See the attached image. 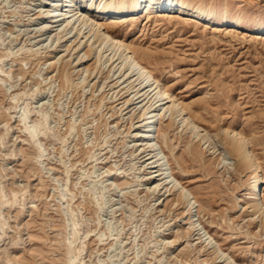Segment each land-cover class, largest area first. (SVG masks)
<instances>
[{
	"label": "rangeland",
	"instance_id": "374dc122",
	"mask_svg": "<svg viewBox=\"0 0 264 264\" xmlns=\"http://www.w3.org/2000/svg\"><path fill=\"white\" fill-rule=\"evenodd\" d=\"M46 1L0 0V264H226L205 250L206 231L236 262L264 264V217L242 208L251 173L217 150L241 132L264 177V0H172L201 17L138 6L109 28L212 136L207 146L166 119L157 131L164 171L204 208L190 215L169 173L157 181L144 161L141 104L117 105L129 86L117 91L91 56L75 66L73 33L43 28Z\"/></svg>",
	"mask_w": 264,
	"mask_h": 264
},
{
	"label": "bare ground",
	"instance_id": "6f19581e",
	"mask_svg": "<svg viewBox=\"0 0 264 264\" xmlns=\"http://www.w3.org/2000/svg\"><path fill=\"white\" fill-rule=\"evenodd\" d=\"M76 3V1L68 3V0H47L46 6L48 7H46L44 11L50 20L45 23L43 28L46 29L51 26L49 23H58L60 21L62 30L58 32V34L61 33V35H58V38L68 37L73 33L69 36L73 38L71 40V45H67V43L65 46L67 50L76 53L75 66L85 64L91 59L89 58V56H91L94 58L93 64L94 68H97L96 70L102 71L107 67L106 70L108 74L111 72L109 74L110 76L108 75L112 81L111 86L118 87L117 91L124 88L127 91L130 89L125 96L123 94V97L119 96L117 98V100H119L117 105H120L123 109L125 105L127 108L130 104H141L142 112L141 114L139 112L140 115H137V117L139 116L137 119H140L137 121V124H139L135 126L134 132H136L138 128H142L143 138L140 140L142 143L137 144V142L136 144L143 147L140 150L141 152H146L147 156L150 155L145 157L144 161L153 159L148 163H155V165H152L153 168L158 167L156 171H150V173L159 171L157 174L155 173L152 175V177L161 176L157 181H162V179L167 177L166 174L169 173V176H171L170 183L173 182L172 188L178 191V199L188 207L187 215L191 214L192 206L198 207L195 210L196 213L203 211L204 208L197 202L190 190L172 175L171 168H169V171L167 170V173L164 171L165 169L163 168L161 160L166 158V155L163 150L156 152L158 146L160 147L157 131L161 125V120L166 119L168 120V124L171 125V128L172 126L177 127L179 125L181 130L190 133L199 143L202 142V144H205L208 142L207 146L210 144L211 134L197 125L187 107L171 92L164 82L154 77L138 58L137 50L125 42L123 38L113 34L109 29L111 25L115 24V18L128 12H136L138 6H140V9L143 7L147 10L155 4L156 8L159 10L172 11L174 13L187 11L191 15L199 17L202 16L201 11L193 9L194 7L190 8L183 2L176 3L172 0H133V5L130 10H127L125 5L114 10H107L103 7L94 9L92 1H89V3L79 2L78 5H75ZM189 8L191 9L190 11L188 10ZM261 30L264 31V27ZM81 50L83 51L80 53ZM108 50H110L109 53H107ZM80 69V74H90L91 72L88 65L82 66ZM126 86H129V88L127 89ZM147 114H149V117H147ZM147 121H152L148 129L145 128ZM150 130L156 132L155 136L150 135ZM133 134V137L139 136V133ZM162 138L167 139L165 134ZM211 148L212 146L210 149ZM217 150L219 151L218 153L222 155L219 163H221V160L224 158H230L234 161V163H232L234 164V170H248L251 173L252 181L247 187L248 199L245 201L242 208L245 210L251 209L249 221L255 220L254 216L256 214L258 217H264V198L260 195L264 177L261 173L260 162L252 150L250 139L239 131L229 135L227 134L225 135L224 143H219ZM224 162L221 167L227 169L229 166L228 164L231 163L226 164L227 162ZM156 186H159V182L155 184V187ZM189 226L191 227L192 233L197 235V239H202L203 235L200 232L201 229L194 226L193 222H190ZM206 234H208V236L205 239L207 241L205 250L214 254V259L219 256H225L224 260L226 264H240L234 260L233 256H229V254L218 246L213 236L207 231Z\"/></svg>",
	"mask_w": 264,
	"mask_h": 264
}]
</instances>
